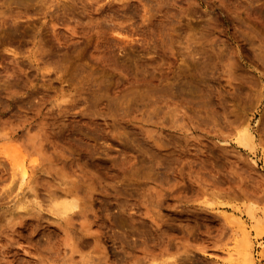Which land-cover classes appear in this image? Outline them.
<instances>
[{"label":"rangeland","instance_id":"rangeland-1","mask_svg":"<svg viewBox=\"0 0 264 264\" xmlns=\"http://www.w3.org/2000/svg\"><path fill=\"white\" fill-rule=\"evenodd\" d=\"M248 207L264 0H0V264H264Z\"/></svg>","mask_w":264,"mask_h":264},{"label":"bare ground","instance_id":"bare-ground-1","mask_svg":"<svg viewBox=\"0 0 264 264\" xmlns=\"http://www.w3.org/2000/svg\"><path fill=\"white\" fill-rule=\"evenodd\" d=\"M250 128V127H249ZM247 126H245L242 130H240L236 136V141L238 142V144H240L242 147L245 148H251L252 144H253V133L250 131ZM252 149V148H251ZM8 155V154H7ZM16 157L14 158H10V165H12L14 168L18 169V173H19V181L20 183H25L27 182V180L30 177V170L28 168V164L24 162V159L22 157H17V155H15ZM12 157V156H11ZM9 159V158H8ZM253 163H255V160L252 161ZM252 163V164H253ZM27 164V165H26ZM31 164V163H30ZM12 168V167H11ZM13 168V169H14ZM34 168V165H33ZM32 168V169H33ZM31 169V170H32ZM32 178V175H31ZM65 193V192H64ZM66 196L60 198V199H53L54 202L52 204V206H54V209H56L58 215H67L69 213H72L74 210H77L79 207V203H78V198L74 197V194L71 192H66L65 193ZM73 195V197H68V196ZM55 197V195H54ZM53 198V197H52ZM77 198V199H76ZM50 204V205H51ZM80 209V208H79ZM77 212V211H76ZM75 212V213H76ZM245 212V211H244ZM246 213L248 214L249 217H251L254 220V226L256 229H259L261 227L264 226V215L261 216L260 218H258V216H255L254 210L252 207H248L246 209ZM56 214V213H55ZM74 214V213H73ZM235 214V213H234ZM233 215V214H232ZM225 217V216H224ZM226 218V217H225ZM228 218L233 221L236 220L234 217H232L231 215L228 216ZM239 218V217H238ZM227 219V218H226ZM238 222L240 219H237ZM242 220V219H241ZM252 220V221H253ZM229 221V220H228ZM230 223V222H229ZM238 225V224H237ZM243 225V224H242ZM239 227V226H238ZM241 227V226H240ZM248 229V228H247ZM255 229V230H256ZM243 233H244V237L241 240V242L239 243V254H240V259L242 260L243 263H247V264H252L254 262V255H253V244H252V240L249 237V233L246 232V228L245 226L242 227ZM241 230V231H242ZM248 231V230H247ZM252 238V237H251ZM254 241V240H253ZM232 259V258H231ZM238 260V259H237ZM241 263V262H240Z\"/></svg>","mask_w":264,"mask_h":264}]
</instances>
